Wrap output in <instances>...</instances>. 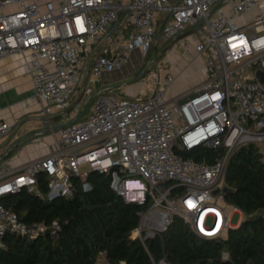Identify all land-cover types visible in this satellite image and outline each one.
<instances>
[{
	"label": "built area",
	"instance_id": "obj_1",
	"mask_svg": "<svg viewBox=\"0 0 264 264\" xmlns=\"http://www.w3.org/2000/svg\"><path fill=\"white\" fill-rule=\"evenodd\" d=\"M222 1L0 0V58L28 54L31 98L43 102L46 117L52 106L61 112L70 108L64 114L70 121L92 97L77 122L53 130L54 147L47 155L21 166L0 160V247L9 233L34 239L62 230L59 220H23L3 196L21 189L42 199L73 196L72 177L90 190L91 170L111 174V187L128 202L143 204L151 195L132 234L149 254L147 240L166 231L176 215L204 238L223 237L235 227L229 207L242 211L226 202L224 190L232 153L240 145L264 143V80L258 78V71L264 72V13L238 25L233 17L255 10L261 0H231L230 12L214 15L213 5ZM188 24L204 36L196 48L206 58L207 77L196 88L168 99L176 77L171 65L150 73L145 96L99 87L101 75L123 68L133 51L146 57L159 39L179 36ZM247 67L253 71L243 73ZM46 123L52 128L49 117ZM13 130L0 118V139ZM200 145L220 149L213 162L177 152ZM40 172L48 179L47 193ZM166 181L160 191L157 185ZM153 261L171 264L165 258ZM102 264L111 263L105 258Z\"/></svg>",
	"mask_w": 264,
	"mask_h": 264
},
{
	"label": "trees",
	"instance_id": "obj_2",
	"mask_svg": "<svg viewBox=\"0 0 264 264\" xmlns=\"http://www.w3.org/2000/svg\"><path fill=\"white\" fill-rule=\"evenodd\" d=\"M177 152L213 162L220 149L200 145ZM72 178L73 196L42 199L21 189L1 198L23 220H59L62 230L34 239L9 233L0 247V264H97L104 251L111 264H154L153 259L161 258L171 264H264V154L255 143L238 146L226 171L225 200L245 215L241 224L223 237L204 238L176 215L166 231L147 240L153 259L140 238L132 237L151 195L143 204L128 202L111 187V174L97 170L88 173L90 190L84 189L81 178ZM38 179L47 193L45 174L40 172Z\"/></svg>",
	"mask_w": 264,
	"mask_h": 264
},
{
	"label": "crops",
	"instance_id": "obj_3",
	"mask_svg": "<svg viewBox=\"0 0 264 264\" xmlns=\"http://www.w3.org/2000/svg\"><path fill=\"white\" fill-rule=\"evenodd\" d=\"M231 4V0H224L216 3L213 5V14H218L220 9H223L226 13L230 12L232 8ZM259 5L258 8L251 12H246L243 16L246 15L253 19L255 14L259 12L264 13V0H261ZM119 21L121 23L126 21V16L123 12L120 14ZM158 25L159 27L161 26V21H158ZM128 26V29H132L131 24ZM203 38V34L195 25L189 26L180 33L179 36L173 39H159L154 50L159 48L158 46L162 41L165 42L162 47L166 44L172 45L168 48L167 45L164 46L162 51L159 52L160 56L163 50L167 52V55H165L159 67L162 66L164 68L166 66L165 68H167L168 65L173 66L176 77L179 75V66L182 67L184 72L190 71L200 76H206V58L203 53H200L196 48L197 43L201 42ZM178 42L179 46L173 51H170L172 49L171 47L175 46ZM100 44H103V42L101 41ZM100 44H95V46L99 47ZM27 57L28 54L12 53L10 56L0 58V118L11 122L14 129L9 136L0 139V157L8 151L16 140L24 136H30V138L19 144L18 147L11 151L4 159L13 166H21L34 159L47 155L54 147L56 136L53 130L43 132L49 127L48 123H46V119L49 117L50 122L54 126L66 122L68 119L66 118L67 115L64 114L70 113L69 108L57 116H51L52 113L47 117L46 115L44 116L43 102L39 99L31 98L34 85L31 75L26 71L25 60ZM151 57L155 59L153 51ZM141 58L142 56L139 50L133 51L129 58V63L123 68L114 70L113 72H104L101 75V81L98 84L99 87H108L116 84L115 87L108 88V90H116L118 93L128 97H140L150 93L148 79L146 80L148 90L142 93H139L138 87H134L132 84L137 80L129 84L126 83L135 76L137 70L141 67H138L139 63H141ZM202 82H198L185 92H189L196 88ZM27 99H30V101L26 102L25 100ZM58 117H61V119H58ZM235 225L237 226L238 224Z\"/></svg>",
	"mask_w": 264,
	"mask_h": 264
},
{
	"label": "rangeland",
	"instance_id": "obj_4",
	"mask_svg": "<svg viewBox=\"0 0 264 264\" xmlns=\"http://www.w3.org/2000/svg\"><path fill=\"white\" fill-rule=\"evenodd\" d=\"M218 12V11H216ZM233 21L235 23H237L238 25H244L245 23L247 22H252V19L248 16H243V15H236L233 17ZM189 26H192L191 24H188L187 25V28ZM186 28V29H187ZM257 30H260L262 29L260 26L256 28ZM163 40V39H162ZM180 42V40H179ZM179 42L176 43L175 46L171 47L172 49L170 51H173L174 49H176L178 46H179ZM163 43L165 42H161L160 45L158 46L159 48H157L156 50H154V48L151 50V52L146 55V57L142 56L141 58V63H139L138 67H140L142 64H144L146 61L149 62L151 59V53L153 51V54H154V57H157V55L159 54V52L162 51V49L164 48V46L167 45V48L169 46H172L171 44H166L162 47ZM165 55H167V52H165L163 50V53L162 55L159 57L158 61L154 63V65L149 68L146 72V74H144L143 78L142 79H139L137 80L136 82H133L132 84L134 85V87H138L139 89V93H142V92H147L148 90V87H147V84H146V80L148 79V77L150 76V73L157 70L159 68V64L164 60V57ZM139 59H140V56L138 55ZM173 67V66H172ZM145 69V68H144ZM252 69L251 68H248L245 69V71L243 73H246V72H250ZM179 75H177V77H175V80L173 81L171 87L169 88V90L167 91V98H171V97H174V96H179L180 94H183L185 93V91H187L188 89L192 88L195 84H197L198 82H202L207 76H200L199 74H194L190 71L188 72H184V70L182 69L181 66H179ZM253 71V70H252ZM148 81V80H147ZM113 91V90H111ZM114 92L118 93V91L114 90ZM79 99V95L77 97H75L74 99V103ZM85 103V101L82 103L81 107L83 106V104ZM88 111V110H86ZM50 112H52L51 116H57V115H60L61 111L57 110L55 107H51V110ZM44 114V113H43ZM45 116V114H44ZM58 119H61V117H58ZM261 147V150L264 154V143L260 146ZM229 212H230V223L231 224H241L240 222L244 219L245 215L243 213H240V212H237L235 211V209L229 207ZM105 262V257L103 255H101V257L99 258L98 260V263L97 264H102Z\"/></svg>",
	"mask_w": 264,
	"mask_h": 264
},
{
	"label": "water",
	"instance_id": "obj_5",
	"mask_svg": "<svg viewBox=\"0 0 264 264\" xmlns=\"http://www.w3.org/2000/svg\"><path fill=\"white\" fill-rule=\"evenodd\" d=\"M115 25H116V24H115ZM115 25H114V27H112V29L110 30L109 35H110V34L112 33V31L114 30ZM159 56H160V54H158L157 57H155V59L149 61L148 65L146 66L145 69H143L139 74L135 75L133 78H131V79H130L128 82H126V83L129 84V83L132 82V81L139 80V79L143 78V76H144L143 74H144V72L146 71V69L150 66V64L157 62L158 59H159ZM258 78H259L260 80H264V72H262V71H258ZM115 86H116V84H113L112 86L103 87V88H104V89H108V88L110 89V88H113V87H115ZM91 98H92V97L88 98V99L85 101V103L83 104V106H82L81 109H80V112L78 113V115H77L74 119H72V120H70V121H67V122H64V123H62V124L54 125V126H52V128L48 127V128H47L45 131H43V132H48V131H50V130H57V129H60L61 127H64V125H66V124L77 122V121L81 118V116L86 112L85 110H86V108H87V106H88V104H89ZM28 138H30V136H24V137H22V138L16 140V141L11 145V147L8 149V151H6V152L0 157V160H4V159L9 155V153H10L11 151L15 150V148L18 147L19 144H21L22 142H24V141L27 140ZM167 185H168V182H167V181H166V182H163V183H159V184L157 185V188H158L160 191H162V190H164V189L166 188ZM224 190H225L226 192L229 191L227 186L224 188ZM35 238H37V237H35Z\"/></svg>",
	"mask_w": 264,
	"mask_h": 264
},
{
	"label": "flooded vegetation",
	"instance_id": "obj_6",
	"mask_svg": "<svg viewBox=\"0 0 264 264\" xmlns=\"http://www.w3.org/2000/svg\"><path fill=\"white\" fill-rule=\"evenodd\" d=\"M150 59L153 60L154 58L151 57ZM151 60H150V61H151ZM148 63H149V62L146 61L144 64H142L141 67L137 70V72H136L135 75L139 74L144 68H146V66L148 65ZM153 65H154V63L150 64V66L146 69V71L144 72V74H146L147 70H148L150 67H152ZM144 74H143V75H144Z\"/></svg>",
	"mask_w": 264,
	"mask_h": 264
}]
</instances>
